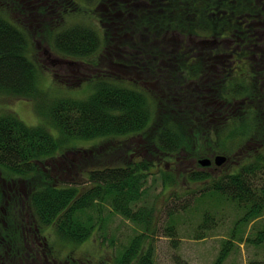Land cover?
Wrapping results in <instances>:
<instances>
[{
  "label": "rangeland",
  "instance_id": "1",
  "mask_svg": "<svg viewBox=\"0 0 264 264\" xmlns=\"http://www.w3.org/2000/svg\"><path fill=\"white\" fill-rule=\"evenodd\" d=\"M20 1L22 6L28 2ZM72 1L74 5H66L64 15L57 18L62 29L80 25L92 27L101 40L100 48L93 55L77 58L79 63L76 64L66 61L53 44L40 37L41 31L51 28L50 24L56 25V18L50 23L47 21V27H41L42 14L35 16L36 22H31L22 15V6L19 9L12 5V0H0V14L28 35L30 56L40 71L38 87L43 90L38 105L44 108L43 104L48 106L64 98L85 100L95 92L96 81L109 79L107 81L146 92L152 118L141 135L78 141L70 144L61 155L75 154L74 157L81 160L87 155L86 151L105 144L107 150L112 147L117 151L113 159H105L108 162L118 159L154 164L145 171L142 192L129 207L133 213L147 212L148 230L146 224L130 220L109 204L99 207L101 213L96 210L97 205L76 210L74 215L81 220L89 216L87 214L94 216L92 234L80 244L63 241L57 230L56 243H52L53 236H48L56 262L68 257L93 256L95 260L135 264L151 254L155 264H214L225 254L227 258L223 264H264V207L251 212L252 207L241 209L236 202L214 192L204 198L205 193L201 192L209 182L191 180L194 174L202 172L213 183V179L236 174L243 166L264 159V54L252 53L249 47L229 37L200 39L193 33H187L189 38H184L178 33L167 32L163 44L153 36L140 42L138 35L117 30L125 20L123 17H116L121 19L116 26L109 15L114 3L129 0ZM168 12L156 10L160 20L162 16H169ZM176 12L181 14L183 10L176 9ZM239 24L237 22L236 26ZM153 27L149 22L146 24L150 34H153ZM260 51H264L263 46ZM135 53L137 58L143 55L146 68L132 64ZM158 58L163 67L156 60ZM227 79L232 83L228 89L224 88ZM8 114L16 115L27 126H44L58 135L50 122L37 113L31 100L0 94V115ZM170 122L176 132L179 129L181 148L171 154L159 153L156 127L158 123L168 125ZM217 157L228 160L216 167ZM206 159L211 160V166L201 167L199 161ZM51 163L56 165V160ZM85 167L82 164L80 170L83 172ZM94 167L87 169L83 179L66 176L67 183H59L60 190L68 189L69 195L72 194L67 204L76 194L92 186L90 173ZM262 173L258 177L264 178ZM36 175L37 172L33 174ZM44 176L32 186L18 188L15 183L11 188L15 178L0 166V209L6 208L0 211V216L7 213L6 225L0 227V238H15L23 228L33 227L26 216L28 209H20L26 206L20 200L38 190L51 192L56 199L53 193L56 189H52L56 183H45L53 181H45ZM73 204L70 205L74 207ZM50 230L55 229L50 227ZM139 235L144 237L137 254L124 263L128 246ZM16 237L17 246L23 249L22 238Z\"/></svg>",
  "mask_w": 264,
  "mask_h": 264
},
{
  "label": "trees",
  "instance_id": "2",
  "mask_svg": "<svg viewBox=\"0 0 264 264\" xmlns=\"http://www.w3.org/2000/svg\"><path fill=\"white\" fill-rule=\"evenodd\" d=\"M11 3L21 9L20 0H12ZM42 4L45 6L40 8ZM66 5L72 7L74 2L28 0L22 6L25 14L22 15L27 17V20L36 22V17L42 14L44 21L39 23L41 27H47L46 25L56 18V25L50 24L51 28L41 31L40 37L53 44L61 53L60 56L67 59L66 61L76 64L79 63L76 61L77 58L83 59L93 55L100 48L101 40L99 33L92 27L80 25L62 29L57 18L64 15ZM113 5L115 8L111 11L116 10L117 17L126 18L125 23L117 27V30L130 31L132 35H138L140 42L153 36L163 44L167 32L178 33L184 38H189L187 35L190 34L187 33H193L200 39L214 36L224 40L229 37V40L249 47L252 53L264 54V51H260L261 46L264 47V0H129ZM159 8L169 10V16H162L160 20L156 14ZM176 9L183 12L177 14ZM135 11L138 13L133 14ZM126 14L130 16H124ZM112 20V24L119 21L116 17ZM148 22L154 25L153 34L146 29ZM237 22L240 23L238 27ZM140 46L144 49L143 45ZM29 47L26 31L0 14V94L33 101L37 113L46 118L58 133L57 136L53 135L44 126H27L14 114L0 115V166L14 178L20 179L13 180L11 188L15 187V183H18V188L34 185L36 180H29L30 177L41 169V166L48 167L49 172L45 173L44 179L53 181L45 183H56V188L55 185L52 186V189H56V192L53 191L56 199L51 192L43 190L31 193L30 198L33 199L34 211L44 223L50 222L56 215L58 235L68 243L80 244L91 236L95 223L94 216L87 214L89 216L81 220L74 213L76 210L94 205H97L96 210L101 213L99 207L109 204L113 210L130 220L146 224L148 230L150 224L147 212L140 210L133 213L129 207L137 201L134 199L142 192L145 171L154 162L128 163L126 160L118 159L108 162L105 159L108 157L113 159L116 150L112 147L107 150L105 144L86 151L87 155H83L81 160H77L75 154L61 155L74 142L141 135L152 118L147 93L123 86L116 81L101 79L95 82V92L87 99L64 98L48 106L43 104V108L38 105L43 94V90L38 87L40 71L36 61L30 56ZM71 58L72 60H69ZM156 60L162 66V60L160 58ZM119 61L124 63L123 60ZM132 64L140 69L146 68L143 55L137 58L135 53ZM231 84L227 79L224 88L228 89ZM229 93L233 94V91ZM163 124L158 123L156 127L160 139L158 152L164 154L178 152L182 140L178 135L179 129L177 128L176 132L171 127L174 126L171 122L168 125ZM76 153L82 155L81 152ZM54 160L56 165L51 163ZM82 164L86 165L83 172L80 170ZM93 165L95 167L90 173L92 186L87 191L83 190L76 194L67 204V199L72 194L69 195L68 189L60 190L59 183H67L66 176L83 179V174ZM261 172H264V159L258 160L256 164L243 166L236 174L213 179V183L205 174H201L202 172L194 174L191 180L205 184L209 182L201 192L205 193L202 197H210L207 194L214 192L236 202L241 209L252 207L253 212L255 208L264 207V178L258 177ZM54 174L57 177L55 180ZM72 202L74 207L70 205ZM207 220L208 217L205 221ZM173 229L171 227V230ZM138 237L140 245L144 235ZM139 245L134 250L129 249L124 260L133 259ZM226 258L224 254L214 264H223ZM144 259L145 256L142 263Z\"/></svg>",
  "mask_w": 264,
  "mask_h": 264
},
{
  "label": "flooded vegetation",
  "instance_id": "3",
  "mask_svg": "<svg viewBox=\"0 0 264 264\" xmlns=\"http://www.w3.org/2000/svg\"><path fill=\"white\" fill-rule=\"evenodd\" d=\"M54 169L55 166H53V172ZM48 172V167L41 166V169L37 171V175H32L29 180H36V182L41 181L43 174ZM53 176L55 177L56 174ZM4 199L5 203L9 204L7 198ZM30 200H33L30 196L24 200H20V202H23V206L26 204V206L20 209H28L26 216L30 218V224L33 226L26 229L23 228L19 235H16L22 238L23 249L17 246L16 236L15 238H10L9 236H7V238H0V264H120V262H115L114 260H112V262L103 259L99 260L98 258L95 260L93 256L68 257L67 260L56 262L55 252L48 241V236H53L52 243H56V215L50 222L44 223L40 219V216L34 212V205ZM2 209L6 211V208H1L0 211ZM13 215L16 216L15 213H13ZM6 216L7 213L4 217L3 215L0 216L1 228H3V225H6ZM50 227L55 230H50ZM94 250L91 251V253H93ZM100 250H103V246ZM142 258L135 261V264H140Z\"/></svg>",
  "mask_w": 264,
  "mask_h": 264
},
{
  "label": "bare ground",
  "instance_id": "4",
  "mask_svg": "<svg viewBox=\"0 0 264 264\" xmlns=\"http://www.w3.org/2000/svg\"><path fill=\"white\" fill-rule=\"evenodd\" d=\"M115 7H114V5H113V7H112V9H114ZM109 15L111 16V18H114V17H117V11L116 10H112L110 13H109ZM125 20L123 21V23H121L119 26H121V25H123L124 23H125V21H126V18H124ZM120 21H121V19H119V21L118 22H114L113 24H115L116 26L120 23ZM119 26H118V28H119ZM56 186V185H55ZM139 242H140V238L139 237H137V238H135L131 243H130V245L128 246L129 248H128V250L129 249H135L138 245H139ZM145 261L143 262V263H141V264H155L154 263V259H153V257H152V255L151 254H148V255H146L145 256V259H144ZM129 260H127V259H125L124 260V263H127Z\"/></svg>",
  "mask_w": 264,
  "mask_h": 264
},
{
  "label": "water",
  "instance_id": "5",
  "mask_svg": "<svg viewBox=\"0 0 264 264\" xmlns=\"http://www.w3.org/2000/svg\"><path fill=\"white\" fill-rule=\"evenodd\" d=\"M227 161V158L226 157H217L215 159V164L217 166H222L225 162ZM211 160L210 159H206V160H200L199 161V164L202 166V167H208L211 165Z\"/></svg>",
  "mask_w": 264,
  "mask_h": 264
}]
</instances>
